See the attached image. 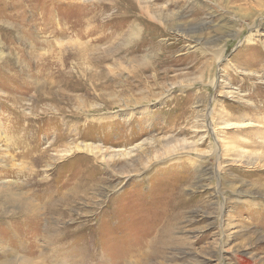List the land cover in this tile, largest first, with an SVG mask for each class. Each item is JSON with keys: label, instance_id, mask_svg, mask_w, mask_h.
<instances>
[{"label": "rangeland", "instance_id": "374dc122", "mask_svg": "<svg viewBox=\"0 0 264 264\" xmlns=\"http://www.w3.org/2000/svg\"><path fill=\"white\" fill-rule=\"evenodd\" d=\"M118 4L0 0V264H264V0Z\"/></svg>", "mask_w": 264, "mask_h": 264}, {"label": "bare ground", "instance_id": "6f19581e", "mask_svg": "<svg viewBox=\"0 0 264 264\" xmlns=\"http://www.w3.org/2000/svg\"><path fill=\"white\" fill-rule=\"evenodd\" d=\"M122 1V0H121ZM113 2V1H112ZM108 5H111V4H108ZM113 5V4H112ZM105 7V6H104ZM109 8V7H108ZM117 8L119 9V11L120 10H122L121 8V6H120V0H119V4L117 5ZM95 10V9H94ZM108 10V9H107ZM88 11H90V10H88ZM97 11H99V10H97ZM105 11V10H104ZM140 11V17H139V23H141L142 24V21H141V19H143V17H145V16H147V14L148 13H146V12H143L142 11V9L141 10H139ZM83 13V12H82ZM87 13V12H86ZM99 13H100V11H99ZM131 13V12H130ZM89 14H90V16H88V17H90V19H93L94 21H97L96 20V16H97V14H95V15H93V11H92V13L91 12H89ZM119 14H121V11L119 12ZM84 16V15H83ZM126 16V15H125ZM80 17V16H79ZM119 18L121 17L122 18V15H119L118 16ZM117 16H116V18H118ZM83 19V18H82ZM89 19V18H88ZM83 20H85V19H83ZM124 22H122L123 24H126V23H128V22H130L131 23V25H133V24H138V22H137V20H135V19H129V18H124V20H123ZM92 22V21H91ZM84 23V22H83ZM93 23V22H92ZM97 23V22H96ZM87 24V23H86ZM74 25V24H73ZM78 25V24H77ZM127 25V24H126ZM85 26V25H84ZM74 27V26H73ZM132 27V26H131ZM85 28V27H84ZM137 27H133L132 29H131V31H133L134 29H136ZM75 29V28H74ZM117 29V28H116ZM87 30V29H86ZM90 30V29H89ZM97 30V28H95V26L94 27H92V29L89 31V33L90 32H95ZM79 31H81V29L79 30ZM102 31V30H101ZM88 33V34H89ZM79 34V33H78ZM87 34V33H86ZM85 33L84 34H81V35H86ZM97 34V33H96ZM111 34V36H113V33H110ZM116 34H118V33H116ZM81 35L79 34V35H77V37L78 38H82L81 37ZM99 35V34H98ZM136 34H134V36H135ZM88 36V35H87ZM100 36V35H99ZM107 36V35H106ZM118 36V35H117ZM127 37H129L128 35H127ZM108 38V37H107ZM131 38V37H130ZM99 40V39H98ZM100 42V41H99ZM59 57V56H58ZM57 57V58H58ZM222 59H223V57H222V54L220 53V55H218L217 56V61H222ZM147 62V61H146ZM86 147V146H85ZM170 161L172 162V163H180V161H182V159L179 157V156H174V157H172L171 159H170ZM1 191V190H0ZM23 195V194H22ZM58 229H56V231H57ZM47 231H48V229H47ZM50 231V230H49ZM53 231V230H52ZM52 235V234H51ZM57 236V235H56ZM63 237V236H62ZM51 238V237H50ZM64 239V238H63ZM45 240V239H44ZM59 241V240H58ZM46 244L50 247V246H52L53 244L51 243V242H49V240L47 239L46 241ZM153 242V241H152ZM159 242V241H158ZM54 246V245H53ZM42 253V252H41ZM54 253H55V251L53 252V255H54ZM36 254V253H35ZM43 254V253H42ZM52 255V256H53ZM40 256V255H39ZM44 256V255H43ZM49 256V255H48ZM51 256V255H50ZM58 256H60V254H58ZM44 259H46V258H44ZM54 259H57L56 257L54 258ZM35 260V259H34Z\"/></svg>", "mask_w": 264, "mask_h": 264}]
</instances>
